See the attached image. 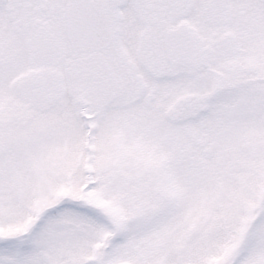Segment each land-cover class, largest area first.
I'll return each mask as SVG.
<instances>
[{"label": "snow or ice", "instance_id": "1", "mask_svg": "<svg viewBox=\"0 0 264 264\" xmlns=\"http://www.w3.org/2000/svg\"><path fill=\"white\" fill-rule=\"evenodd\" d=\"M0 264H264V0H0Z\"/></svg>", "mask_w": 264, "mask_h": 264}]
</instances>
